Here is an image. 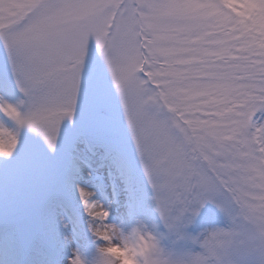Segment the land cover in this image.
Segmentation results:
<instances>
[{"label": "snow or ice", "instance_id": "obj_1", "mask_svg": "<svg viewBox=\"0 0 264 264\" xmlns=\"http://www.w3.org/2000/svg\"><path fill=\"white\" fill-rule=\"evenodd\" d=\"M0 264H264V0H0Z\"/></svg>", "mask_w": 264, "mask_h": 264}]
</instances>
